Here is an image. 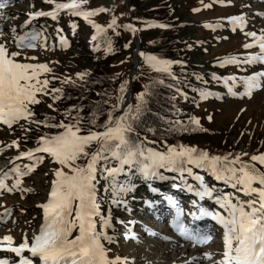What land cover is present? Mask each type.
<instances>
[{
  "label": "snow or ice",
  "instance_id": "6c2138e0",
  "mask_svg": "<svg viewBox=\"0 0 264 264\" xmlns=\"http://www.w3.org/2000/svg\"><path fill=\"white\" fill-rule=\"evenodd\" d=\"M45 2L53 4L54 9L48 12L28 13L29 21L24 24V28L28 27L33 18L48 16L56 19L61 11H66L67 14L75 17H82L86 21L90 17L107 11L104 7L98 10H84L82 6L88 0H67L64 3L45 0ZM8 6L9 0L0 3V22L12 18L6 17L3 12V9ZM228 23L246 27V18L242 15L232 17L228 19ZM116 24L117 21L113 17L108 27L115 30ZM72 26L75 27V25ZM205 26L214 30L211 25ZM92 27L99 34L106 33V29L98 24L93 23ZM124 27L126 30L137 31L132 25ZM149 27L166 26L149 25ZM11 31L15 33V27ZM245 35L252 38L255 43L245 44L244 47L246 49L258 47L259 53L250 55L243 61L236 57H227L222 62V66L241 62L264 65V36H258L256 32H246ZM40 36L39 32L26 31L15 38L16 46L21 50L33 49L36 47L33 42ZM61 43L66 45L67 41L61 37ZM107 51H111L110 40ZM139 55L153 70L171 75V61L144 53ZM20 56V51L10 52L5 44H0V124L11 129L20 121H25L29 125L43 123L45 127L63 129V131L41 136L37 148L19 153L17 160L26 157L33 163L26 165L27 171H21L19 167L10 169V173H15L17 177L11 186L5 183L11 178L10 174L0 173V190L12 192L13 189H19L20 177L31 173L45 158L42 155H35L36 153L47 154L60 167L54 172L56 179L52 183L48 201L40 206L43 209L44 223L39 233L31 242L25 239L19 246H14L11 236L3 237L0 240V251L13 253L18 261L0 258V264H122L120 257L109 259L107 250L101 243L102 239L112 242V238L96 230V217L100 216L96 191L97 172L101 162L109 159L118 164V166L104 169L105 178L111 181L112 203L116 206L124 202L123 194L128 190L126 185L118 183L116 179L126 166H136L142 175L149 179H163L164 177L160 175L161 169L187 172L191 176L192 171L189 166H194L209 172L217 181L229 184L248 199L241 200L228 194L214 196L213 189L204 182L203 176H195L198 188L189 186V190L193 191L200 200L205 198L214 200L218 208L223 210L221 213L200 208L199 216L195 218H211L223 229L224 250L222 259L216 264H264V170H262L264 154L252 155L246 161L243 157L247 156V153L220 156L198 151L195 147L169 146L164 152L144 148L141 144H137L131 135L134 132L133 124L139 119L144 107L143 95L137 97L138 103L135 106L128 105L127 111L119 117H113L110 112L108 120L101 126L103 131L89 130L87 134H81L82 129L79 125L82 118L79 116L75 117V124L62 122L50 124L36 121L35 112L30 106L41 102L37 99L38 94H48L49 83L47 79L40 80L39 76L41 73L52 72V69L47 64L22 63L18 60ZM27 59L37 58L27 57ZM77 75L83 78L86 73ZM231 80L228 91L233 96L237 95L233 88L238 83L244 89L243 95L249 98L255 91L264 89V71L243 78L232 77ZM120 90L123 92L125 89L121 86ZM52 91L62 92L61 89ZM208 95L210 93L207 91L201 92L202 97ZM59 98L61 97H54V100ZM192 123L199 125L198 120H193ZM20 127L25 132L31 130L24 124H20ZM93 144L96 145L95 151H88ZM81 160L84 163H78ZM65 168L68 172L64 171ZM101 219L104 228L111 226L110 215ZM175 226L182 237L195 244L203 245L213 238L209 232L197 230L193 233L186 229L180 220V214L177 215ZM74 231L77 234L73 237ZM25 252L30 253V256L22 255ZM208 258L211 259L210 256Z\"/></svg>",
  "mask_w": 264,
  "mask_h": 264
},
{
  "label": "rangeland",
  "instance_id": "374dc122",
  "mask_svg": "<svg viewBox=\"0 0 264 264\" xmlns=\"http://www.w3.org/2000/svg\"><path fill=\"white\" fill-rule=\"evenodd\" d=\"M170 1L179 10V26L190 28L188 37L189 39L191 37L195 39V42L192 43L195 49L191 47V51L194 52L197 67L201 68L200 73L207 79L205 82L209 86L210 95L201 98L203 102L201 109L203 112L200 114L198 121L203 126L208 127L210 125L209 127L215 133H219L217 136L219 139L229 135L231 137L230 141H234L233 143H236V138L241 136L240 129H247L251 133L255 132L260 135V141L259 139L258 141L261 145L264 143V141H261L264 140V89L255 91L249 98L243 95L244 89L241 84L238 83L233 88V91L237 93L236 96L229 93L228 87L232 83V77L243 78L253 73L264 71V65H250L241 62L222 66V62L227 57H236L243 61L244 58L259 53L258 47L248 49L244 47L245 44L255 43L245 33L256 32L258 36H264V0ZM3 2L4 0L0 1V3ZM55 2L64 3L67 0H55ZM30 5H34V7H30ZM82 7L84 10H98L101 7L107 9L106 12L90 17L95 23H100L102 28L108 27L113 17H115L117 24L114 31L121 35L123 43H125L128 50L123 58L124 67L120 71L125 73L130 70L129 77L127 73H123V77L125 78L126 76L128 84H130V75L133 69L131 67L133 62L135 64V52L138 50L137 47L140 46L138 52L139 54L142 53V43L139 40L140 45L137 46L136 31L135 37L133 32L126 30L124 26L134 25L137 29L133 20L137 10L130 8L128 0H88ZM53 9L54 5L46 3L45 0H9V6L3 9V12L6 17L12 18L0 22V28H2L0 44H5L10 52L20 51L21 56L18 57V60L22 63L47 64L52 69V72L41 73L39 76L40 80H48L45 74H48V77L57 78L58 80L54 81L60 84L62 83L59 81L60 79L65 82H67L66 80H80L82 78L77 74L86 73L83 76L84 78L93 67V57H90L92 52L89 47L93 36L91 34L93 28L87 25L85 19H81V17L75 18L79 21L81 29L84 30L74 39L76 45L77 41L79 42L76 50L70 48L68 42L66 45L61 43V37L64 39L74 38V27L72 26L74 23H70L68 16H66L69 14H62L59 23L54 27L50 26L53 20L48 16L33 18L27 28L23 27L29 21L28 13L36 11L48 12ZM241 15L246 18V27L228 23L229 18ZM47 21H49V25H46ZM41 22L44 23H42L43 25L40 24L39 28L34 27L35 29H31L33 25L35 26V23ZM205 25H211L214 30ZM13 27L16 29L15 33L11 31ZM149 28L153 27L148 26L145 30H149ZM26 31L39 32L41 36L33 42L36 45L35 48H24L21 50L17 48L15 38ZM64 31L66 38L63 35ZM147 36L153 38L156 35L153 36V33H151ZM27 57H36L37 59L31 60L27 59ZM210 65L211 67L213 66L210 71L213 75L211 80H209V72L205 71V69L210 68ZM189 67L191 66L189 65ZM49 80L51 79L49 78ZM127 95L128 92L125 94V91L121 92L119 90L118 98L122 106ZM42 108V114H52L54 112L52 107L43 106ZM4 126L0 124V173L10 174L11 178L7 179L5 183L7 186H11L15 183L17 177L15 173H10V169L19 167L21 171H27L26 165L33 163L32 160H17L16 157L21 152L37 148L39 144L35 142L29 143L34 139L33 137L29 141L19 142L9 127L6 126L5 128ZM17 129L22 130L21 127ZM218 138L216 139V136L211 137L205 139V142L199 143H204L206 148L210 143L212 147L214 145L218 147ZM248 140V138L242 139L238 150L251 155L250 147L246 145ZM217 147L207 153L225 156L228 147L224 149H222L221 145ZM206 148L205 150L207 151ZM47 159L49 160L42 166L41 172L20 177L21 184L19 189H13L12 192L1 190L0 240L5 236H11L14 245L19 246L25 239L31 242L33 237L39 233L44 223L43 209L40 206L48 201L52 183L56 179L55 176H49L48 174L55 172V169L60 167L59 165L56 167L55 162L50 157L47 156ZM206 172L205 170L203 172L199 171V173L204 174L202 176L205 183L207 181L211 183L213 180V182L221 185L219 186L220 188L226 186L227 183L208 177ZM227 186L233 189L229 184ZM222 190H225V188H222ZM23 191H35V195L22 199L24 196L18 193ZM168 193L172 195L169 197L170 201L173 200L177 203L179 202L178 200H181L183 202L182 195L172 187L169 188ZM237 194L238 199H248V197L243 196L239 192ZM162 198L159 197L158 202L151 203V200H156V196L152 194L149 196V203L146 201L145 204H139L136 208H133L134 206L130 204L121 209H128V212L118 216L120 226L112 223L113 227L111 229L115 233L112 236L111 247L104 246L107 250L108 258L115 259L120 257L122 264L124 262L126 264H216L217 261L221 260L224 248L223 234L217 232V228H220V225L208 220L194 224V222L187 219L186 212L195 208L185 204L180 211H172V206L164 203ZM189 199L188 196H185L184 200L187 202ZM213 203L214 200L212 204H208L207 200L200 201V205H209L208 208H212L214 206ZM169 211H172L171 216L167 215ZM178 214H180V220L186 229L191 230L193 233L197 230L209 232L213 238L203 245H199L182 237L175 226ZM98 217H96V220ZM33 219H36V223L33 222ZM72 235L74 237L76 232L74 231ZM13 255L9 256L13 257ZM23 255L26 256L25 254ZM209 256L211 259L208 258ZM4 257H7V255H4Z\"/></svg>",
  "mask_w": 264,
  "mask_h": 264
},
{
  "label": "trees",
  "instance_id": "16d2710c",
  "mask_svg": "<svg viewBox=\"0 0 264 264\" xmlns=\"http://www.w3.org/2000/svg\"><path fill=\"white\" fill-rule=\"evenodd\" d=\"M128 2L130 8L137 10V14L133 17V20L140 35L142 43L141 52L145 55L156 56L172 62L171 75H169L153 70L141 57V63L133 81L131 105L135 106L138 103L137 97L140 95L144 96L145 102L139 119L133 124L134 132L131 134L132 138L144 148H151L161 152L166 151L169 146L195 147L198 151L211 152L217 145L212 147L210 143L206 148L204 143L201 144L199 142H205V139L215 136L217 139L219 133H215L209 127L210 125L208 127L203 126L200 121L198 126L192 123L193 120H198L200 114L203 112L201 109L203 103L201 101V92L207 91L209 93V86L205 82L207 79L200 73L201 68L197 67L194 52L191 51V47L194 48L192 43L195 42V39L193 37L189 39L188 37L190 35V28L179 26V10L170 0H128ZM62 14L66 15L67 12L61 11L56 19L52 18L53 23H50V26H56ZM66 16H68L69 22L75 25L74 38H66L65 31L63 35L70 48L76 50L79 42L77 41L76 45L74 39L84 30L81 29V25L75 19V16ZM81 19L84 18L81 17ZM42 23L44 22L35 23L32 29H35L34 27L39 28ZM86 23L91 27L93 23L100 25V23H95L90 18ZM46 25H49V21L46 22ZM149 25H165L166 27H153L145 30ZM104 29H106L105 34L97 33L94 28L91 33L93 36L91 37L92 40L89 47L92 52L90 57H93V67L86 77L80 80H66L67 82L60 79L59 81L62 82L60 84L54 81L58 80L57 78L48 77V74H45L49 81L47 86L48 94H38L37 99L41 102L30 106L35 112L34 119L36 121L50 124L60 122L75 124V117L79 116L82 118L79 125L82 129L81 134H87L89 130L103 131L104 129L101 126L108 120L110 112L113 117L122 115L123 106L118 98L119 90L123 84L125 94H127L130 84H128L127 77H123L124 71L120 70L124 67L123 58L128 50L120 34H117L109 27H104ZM151 33H153V36H156L153 38L147 36ZM133 34L136 37V33L133 32ZM93 37H96V39H93ZM109 40L111 41V51H107ZM132 65L134 66V62ZM212 68L213 66L211 67L210 65V68L205 69L206 72H209V80L213 77L210 72ZM125 73L129 77L130 70ZM54 89H61L62 92L57 93L52 91ZM57 96L61 98L54 100V97ZM49 105H52L54 112L52 114H42V107ZM94 116L95 120H93ZM20 124H24L25 127H29L31 130L25 132L24 130L17 129L20 128ZM4 127L6 128V126ZM10 131L15 134L19 142L29 141L33 137L34 139L29 143L35 142L39 144L38 140L41 136L56 134L63 131V129L45 127L43 123L40 125L35 123L29 125L25 121H20L19 124L13 125ZM240 132L241 136L236 138L237 141L239 139L240 141H236V143L230 141L231 137L229 135H226L225 138L222 137V139L218 138V147L220 145L223 147L222 149L228 147L226 155L231 154L235 156L247 153L241 152L238 149H240L242 139L248 138L249 140L246 145L250 147L252 154L247 153L248 155L244 156L243 159L247 161L252 155L264 154V143L260 145L259 142L260 135H257L255 132H248L247 129H240ZM261 141L263 142L264 140ZM95 149L96 145L93 144L88 151H95ZM44 157V160L38 163L29 174L35 175L42 171V166L49 160L47 156ZM78 163L82 164L84 161L81 160ZM55 166L57 167L58 165L55 163ZM114 166H118L114 160L102 161L98 168L96 181L100 215L104 218H107L109 215L111 217V226L108 228H104L101 217L98 218V232L106 233L111 238L115 233L111 229L113 227L112 223L120 226L118 216H122V213L128 212V209H121L130 204L134 206L133 208H136L139 204H145L146 201H149V196L152 195L150 191H153L154 195L159 196L161 192L168 193L169 188L173 186V189L182 192L183 195H189L192 205L196 206L199 204V201L194 197V192L189 190V186L198 188L193 177L201 174L199 171L203 169L189 166L192 171L191 176L187 172H184L183 175H178L176 171L161 169L160 175L164 177L163 179H149L142 175L136 166H126L116 179L118 183L126 185L128 190L123 194L124 202L116 206L112 203L111 181L105 178L106 174L104 172L105 168ZM65 172H68V170L66 169ZM48 175L55 176L54 172ZM209 182L207 181L206 184L213 189L214 196L228 194L238 198L235 189H231L226 185L222 187L225 190H222L219 187L221 186L219 183H215L213 180L211 183ZM18 194L24 196L22 199L25 197L30 198V196L35 195V191H23ZM205 200L212 203V200L208 198H205ZM150 202H157V199ZM33 222L36 223V219H33ZM101 243L103 246L110 248L112 242L102 239Z\"/></svg>",
  "mask_w": 264,
  "mask_h": 264
},
{
  "label": "water",
  "instance_id": "95a60500",
  "mask_svg": "<svg viewBox=\"0 0 264 264\" xmlns=\"http://www.w3.org/2000/svg\"><path fill=\"white\" fill-rule=\"evenodd\" d=\"M133 28H135V26L133 25ZM136 29V28H135ZM137 30V29H136ZM136 33H137V37H136V41H137V46H139L140 44H139V40H140V37H139V33L136 31ZM138 48V50H139V47H137ZM138 50H136V52H135V56L134 57H137L138 56V60H139V65H140V63H141V56L139 55V52H138ZM138 53V54H137ZM138 65V66H139ZM136 69V66H133V69L131 70V75H130V89H129V91H128V95H127V97H126V99H125V102H127L128 103V105H131V91H132V89H133V86H134V76H133V71ZM137 75V74H136ZM127 105V106H128ZM125 110H126V108H123V110H122V114L125 112Z\"/></svg>",
  "mask_w": 264,
  "mask_h": 264
},
{
  "label": "bare ground",
  "instance_id": "6f19581e",
  "mask_svg": "<svg viewBox=\"0 0 264 264\" xmlns=\"http://www.w3.org/2000/svg\"><path fill=\"white\" fill-rule=\"evenodd\" d=\"M139 48H140V46H139ZM138 65H139V60H138V56H137V57H135V64H134V66H136V69L132 72L134 78H135V76H136V74H137V70H138V67H139ZM127 105H128L127 102H125V103L123 104V108H126L125 112L127 111ZM0 193H1V190H0ZM4 255H6V254H4ZM22 255H23V254H22ZM25 255H26V257H27V256H30V255H28V254H25ZM5 258H9V259H13V260L18 261V258L15 257V255H13V257H10L9 255H7V257H5ZM34 259H35V258H34Z\"/></svg>",
  "mask_w": 264,
  "mask_h": 264
}]
</instances>
